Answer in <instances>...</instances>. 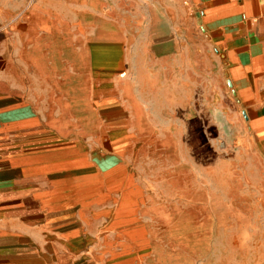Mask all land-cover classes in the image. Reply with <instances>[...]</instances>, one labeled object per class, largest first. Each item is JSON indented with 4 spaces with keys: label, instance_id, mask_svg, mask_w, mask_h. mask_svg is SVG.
Wrapping results in <instances>:
<instances>
[{
    "label": "crops",
    "instance_id": "1",
    "mask_svg": "<svg viewBox=\"0 0 264 264\" xmlns=\"http://www.w3.org/2000/svg\"><path fill=\"white\" fill-rule=\"evenodd\" d=\"M28 1L0 0V264H170L212 159L264 156V0Z\"/></svg>",
    "mask_w": 264,
    "mask_h": 264
},
{
    "label": "rangeland",
    "instance_id": "2",
    "mask_svg": "<svg viewBox=\"0 0 264 264\" xmlns=\"http://www.w3.org/2000/svg\"><path fill=\"white\" fill-rule=\"evenodd\" d=\"M139 3L140 0H131L134 7ZM116 14L120 18L127 15ZM139 14L151 19L157 16L150 11L136 12ZM131 15L136 17L135 13ZM99 24L100 30L106 28L103 22ZM115 30L117 33L126 30L133 38L138 37L134 26ZM77 126L66 125L67 128ZM94 126L93 123L81 125L84 133H94ZM101 132L100 123V147L104 146ZM211 164L210 170L203 173V180L196 179L194 202L179 207L180 211L194 214L195 234L164 232L157 236L159 256L170 264H264V156H236L227 151L220 158L212 159ZM176 222L168 223L172 227L192 226L191 220Z\"/></svg>",
    "mask_w": 264,
    "mask_h": 264
}]
</instances>
